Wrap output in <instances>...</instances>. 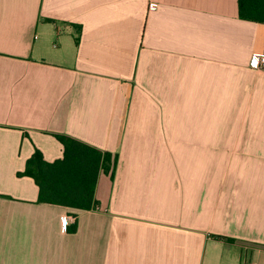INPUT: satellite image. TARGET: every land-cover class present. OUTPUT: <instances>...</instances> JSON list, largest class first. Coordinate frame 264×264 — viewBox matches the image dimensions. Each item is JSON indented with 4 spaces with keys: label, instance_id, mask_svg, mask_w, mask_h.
<instances>
[{
    "label": "crops",
    "instance_id": "crops-1",
    "mask_svg": "<svg viewBox=\"0 0 264 264\" xmlns=\"http://www.w3.org/2000/svg\"><path fill=\"white\" fill-rule=\"evenodd\" d=\"M253 56L238 0H0V264H264ZM56 135L118 156L96 210L20 176Z\"/></svg>",
    "mask_w": 264,
    "mask_h": 264
},
{
    "label": "trees",
    "instance_id": "trees-1",
    "mask_svg": "<svg viewBox=\"0 0 264 264\" xmlns=\"http://www.w3.org/2000/svg\"><path fill=\"white\" fill-rule=\"evenodd\" d=\"M242 20L264 24V0H238ZM64 157L53 163L36 150L20 176L32 178L39 188V202L75 210H96V189L101 173L114 175L118 156L65 135H56ZM77 227L71 228V232ZM232 242V240H229Z\"/></svg>",
    "mask_w": 264,
    "mask_h": 264
},
{
    "label": "built area",
    "instance_id": "built-area-1",
    "mask_svg": "<svg viewBox=\"0 0 264 264\" xmlns=\"http://www.w3.org/2000/svg\"><path fill=\"white\" fill-rule=\"evenodd\" d=\"M251 65L254 69L264 70V56H253L251 59ZM77 217L67 216V224L71 225L76 223Z\"/></svg>",
    "mask_w": 264,
    "mask_h": 264
}]
</instances>
